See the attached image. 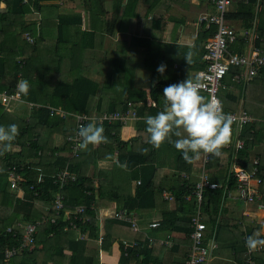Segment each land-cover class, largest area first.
I'll list each match as a JSON object with an SVG mask.
<instances>
[{"label":"trees","instance_id":"1","mask_svg":"<svg viewBox=\"0 0 264 264\" xmlns=\"http://www.w3.org/2000/svg\"><path fill=\"white\" fill-rule=\"evenodd\" d=\"M34 1L33 7L37 8L43 0ZM1 3H4L5 6L1 7ZM135 3L136 0H129L126 8L132 7L133 10ZM27 4H23L22 0H0V92H13L17 89L16 83L20 78L28 80L31 74L34 71L37 72L38 69L34 58L35 48L33 49L36 43H27L22 36L24 31H29L31 36L32 34L35 35L37 33L36 25L29 24L25 27L16 28L19 18L28 13L32 7V4ZM226 18L231 25L237 23L241 28H249L256 21L258 38L255 40V44L262 46L264 41V0L235 1L230 5ZM39 26L41 29V25ZM202 28L205 27L202 26ZM214 29L215 26L211 25L209 28L199 31L193 49L196 52L193 58L194 62L188 67L183 62L187 63L184 56L189 48L187 46L185 47L186 51L181 50L180 69L183 70L185 67L187 72L193 68L197 71L204 69V44ZM86 34L91 35L92 32L86 31ZM140 40V37H134L135 43L133 45L141 46ZM245 43L243 36H237L235 41L229 45V51L242 53ZM84 49H91V46H84ZM242 69L243 66H230L222 78L218 98L225 113L237 109L236 100L234 102L225 90V84L229 82L235 84V87L242 88L245 103H247L246 99L250 95L258 99L264 97V81L259 83L260 78L246 82L244 86H242V82H234V75L240 74ZM116 71L117 74H121L119 68ZM260 72H262L261 77L264 78V66ZM182 77L183 74L180 75V79L174 81L181 82ZM185 79H190L187 73ZM169 84H172L169 80L155 82L151 85L148 93L130 83L125 82V84L120 85L121 97H113L109 112L124 111L127 108L126 102L134 103L138 118L131 120L134 122L135 134L129 140L120 138L121 129L126 124L107 120L98 124L103 126L104 135L107 134L108 140L113 142L114 149L117 150L116 159L121 163L127 162V170L118 168L116 171L115 179L117 180H114V177L112 178L104 170L97 175L99 179H95L94 168H89L91 163L86 162V156L81 154L70 158V154L68 155L70 144L65 138L66 142L52 153L57 152V155L51 168L52 173L58 168H67L74 176L73 180L68 179L62 190H59L58 185L52 182L50 175L45 176L42 182H37L36 178L42 172H38V168H32L31 164L39 154L42 155L48 151L50 153L54 149L53 145L47 146L48 140L45 141L47 138L43 136L47 130L52 128L53 133L59 131L64 136L69 134L62 126L63 119L61 116L51 114L50 107H60L63 110L85 113L89 111V105H94L97 102L96 96L100 90L99 83L83 74L74 76L68 82H57L54 93L51 95L52 99L50 98V106L37 102L33 104L32 115L35 116L34 119L24 117L8 120L6 118L13 114L12 110L8 111L0 104V125L7 127L10 124H17L19 126L20 134L12 144H18L23 149L20 153L15 154L8 151L0 156V159H5L0 164L2 170L0 173V264H46L53 257L55 251L59 250L62 253L63 249H68L71 252L67 264H94L96 249L92 252L86 246V242L89 238L97 239L99 237V208L104 204L110 206V203L115 205L116 210L124 209L127 212L138 213L139 211L154 209L159 199L162 205V213L159 225L154 232L182 231L185 233V237L182 239L183 246H188L190 241V239L188 241V236L192 230L191 217L196 212L198 202L196 196L192 194L195 176L191 175L184 178L181 173L192 174L193 162H185L181 153L175 149L174 144L170 141H166L159 149H154L148 143L149 134L146 132L144 121L147 116H154L161 111L158 107L163 108V89ZM251 91L252 93L249 94ZM29 93L30 89L26 96H21L26 100L25 102L31 101L28 99ZM205 94L201 91V95L204 96ZM148 97L153 98L157 102V106H147ZM138 103L140 104L137 105ZM243 106L246 105L243 103ZM232 130L235 131L232 142L221 150L220 156L210 155L206 164L210 181L216 182L218 185L216 188H205L200 202L207 225L204 243L207 242V238L213 232L216 231L218 234L222 227H226L228 230L227 241H229L228 245L234 259L233 264L242 263L248 258H252L254 264H264V249L248 254L245 246L247 236L259 233L260 238H264L261 225L245 220L244 217L221 216L227 190L234 192L237 186L232 172V162L244 167L247 171L256 168V175L262 179L261 183H263L264 122L251 121L244 124L240 129L232 125ZM176 139L175 136L171 137V141ZM238 139L243 141L241 148L235 146ZM143 149H148V152L145 154ZM108 152L111 154L113 148ZM9 166L10 168L16 166L18 172L21 173L23 179L20 181V185L24 190L25 199L16 198L17 192L9 189L5 173ZM163 166L174 168L175 173L165 172L159 177L158 169ZM31 186L32 188H30ZM59 191L64 195L65 206L64 209L57 211L53 206L52 199ZM162 191H166L173 197V201H171L174 203L173 209H169V201L162 198ZM261 194L262 200H264L263 188H261ZM254 204L257 206L256 202ZM76 205H83L84 210L77 215L80 219L74 220ZM42 215L52 217L55 221L48 220L40 224L37 233L34 234V242L28 244V248L20 250L9 262H4V248L17 244V239L21 238L23 234V229H16L17 234L13 237L12 232L7 231V228L13 227L17 221H36ZM134 219L140 220L135 214ZM70 222H74L76 228H71ZM107 223L108 225L121 226L130 233L139 232L133 230L131 223L116 218H110ZM78 233H83L84 237L78 238ZM125 236L123 235V237ZM149 238L145 234H138L136 238L128 239L129 243L134 244L127 248L126 253L122 250L121 259L126 261L129 258L136 259L140 256L147 258L154 244ZM112 241L113 236L106 231L102 234L99 249L108 248ZM91 252L93 254H90ZM60 255L58 254V256ZM214 262L212 261L210 264H216Z\"/></svg>","mask_w":264,"mask_h":264},{"label":"crops","instance_id":"2","mask_svg":"<svg viewBox=\"0 0 264 264\" xmlns=\"http://www.w3.org/2000/svg\"><path fill=\"white\" fill-rule=\"evenodd\" d=\"M128 1L129 0H60L56 3L52 0H44L40 2L37 8L33 7V2L35 1L28 3L32 4V7L30 6V11L21 16L16 24V28L35 24L37 30V33L35 35L32 34V36L34 37V44L36 43L33 49L35 48L34 58L38 69L37 72L34 71L27 80L30 85L28 99L31 101H28L29 108L25 116L26 118H35V116L32 115L34 103L51 105L50 98L54 93L57 82H68L72 80L74 76L80 74L97 81L100 85V90L96 96L97 102L94 105H89V111L85 112V114L98 116L103 112L110 111L113 97H121V92L119 90L120 85L125 84V82L128 83V68H130L128 67L130 62L128 57L134 56L136 53H139V51L141 55L144 54L143 66L146 61L145 68H148L152 74L158 75L157 77L155 75L150 77V80H148L149 84L146 87L133 85L144 90L146 93L150 91L151 85L155 82L169 80L171 83H177L178 80H174L180 79V75L183 74L181 79L182 82L184 81L186 73L190 76V79L194 77L197 71L196 69H190L189 72L186 71L187 68L185 67L183 70L180 69V60L182 56L180 52L181 50L186 51L187 49H185V47L188 46L189 48V45L195 44L200 30L207 29L203 24H198L196 21L197 16L204 11L215 12L214 9L200 0H136L132 10V7L126 8ZM22 3L26 4L23 0ZM42 3H45V6H47L50 12L55 11V14L48 17V22L42 20V23H38L41 18L40 11L42 12L43 8ZM3 6H5L4 3H1V7ZM151 9L153 11H150ZM225 19L227 23L231 25L226 15ZM39 25H41V29ZM202 26L205 28H202ZM231 26L236 30V37L243 36L245 38L246 43L245 47L242 48V52H246L249 48L252 36L256 33V21H254L249 28H241L237 23H232ZM86 31H91L92 34H86ZM26 32L29 31H24L22 33L25 41ZM244 32H249L248 38L245 37ZM134 37H140L141 46L133 45V43H135ZM260 40L263 41L262 38H260ZM58 44L61 45V48L57 46ZM87 45L91 46V49H84V46ZM127 54L129 56H127ZM152 58L156 60L153 65ZM161 64L166 65L163 74L157 72V67ZM183 64L188 67L187 63L183 62ZM100 68H103L101 73ZM118 68L121 74H117L118 72L116 70ZM239 73L243 74L244 68ZM261 76L262 72H259L254 79H258ZM21 79L22 78H20L19 81ZM18 82L16 83L17 85ZM129 82L130 84L132 83L130 80ZM242 86H244V84H242ZM225 90L231 99L237 102V109L230 111L243 109L253 116V121L257 120L259 122H264V97L258 99L250 95L246 99L247 103H245L241 87H235V84L229 82L225 84ZM251 93L252 91L249 94ZM204 96L206 97V94ZM25 101L26 100L21 97V100L12 102L7 106L0 104L4 108H7L8 111L13 110V113L17 108L15 105L12 107H10V105L14 103H23ZM243 103L246 106H243ZM158 108L160 110L163 109L162 107ZM64 111L66 115L61 117L63 119L62 126L64 130L67 131V134H69L64 136V134L59 131H55L57 133L49 135L50 131L53 129L47 130L43 136L47 138L45 141L48 140L52 143L54 149L47 156L39 154L38 157L31 162L32 168H38V172H42L44 177L51 176L54 173L51 172L53 171L51 169L53 161L57 155V152L52 154L54 150L68 141H65V138L67 139V137L73 136L75 133L74 116H68L70 114L81 113L66 109H64ZM10 115L11 116L6 119L12 120L14 118H20L17 115ZM133 124V121H128L127 124L122 127L120 133V138L122 140H129L135 134V127ZM105 136L107 137V134H105ZM108 141V143H102L98 146L89 145V150H81L79 154L86 156V162L91 163H89V168H94V174L96 175L95 179H97V175L104 170L112 178L114 177V180H117L115 179L116 171L120 168L115 163L117 150L114 149L113 142L110 140ZM112 148L113 152L110 154L108 151ZM71 150L70 145L68 155H71ZM21 151H23V149L20 145L12 144L11 153L16 154ZM109 157H113L114 159H109ZM4 160L5 159H0V164L3 163ZM199 160L193 161L192 168L194 174L197 173L198 168H200ZM69 161L70 159L68 162ZM13 167L16 168V166ZM8 168H6L5 171L7 180ZM113 168L116 170H113ZM158 170L160 172L159 177L165 172L175 173V169L170 166H163ZM1 171L0 169V173ZM16 192V198L20 199V192L18 190H16ZM112 205L113 203H110V206L104 204L99 208L100 231L102 234L107 231L113 236V241L109 247L99 249L100 245L97 239L89 238L86 242V246L88 249H91L92 252L96 249L94 264H185V256L190 251L189 236L188 246H183L182 239L185 237L184 232L173 230L168 232H154L157 227L152 228L148 226L150 222H159L161 219L162 205L159 199L154 209L143 210L138 213L132 212L133 215L135 214L136 217L140 219L136 221L138 233H130L121 226L108 225L107 221L110 218H107L104 213L107 211L111 213L110 210L113 208ZM168 207L169 209H173L174 203L169 202ZM262 212H264V209L257 208L254 203L245 206L236 201H225L223 202L221 216L244 217L245 220H250L254 224L258 223L263 225L264 219L260 220V218L257 217V215L262 214ZM138 234H145L147 237L153 238L151 242L154 243L152 245L153 249L149 256L147 258L140 256L136 259L129 258L126 261L122 260L121 253L123 249L121 247V241L125 240L128 242L136 238ZM123 235L126 236L123 237ZM227 238L228 230L226 227H222L218 234L216 231L213 232L212 235L207 238L206 243L210 248V257L204 264H210L212 261H215L214 263L216 264H233L234 259ZM162 240H166L168 243L163 244L161 243ZM132 244L134 243H129L130 246ZM92 252L90 254H93ZM58 254L61 255L58 256ZM70 254L71 252L68 249H63L62 253L57 250L53 253L52 258L49 257L50 259L46 264H67Z\"/></svg>","mask_w":264,"mask_h":264},{"label":"built area","instance_id":"3","mask_svg":"<svg viewBox=\"0 0 264 264\" xmlns=\"http://www.w3.org/2000/svg\"><path fill=\"white\" fill-rule=\"evenodd\" d=\"M34 0H23L24 3H29ZM201 2L206 3L211 6L215 12L204 11L197 16L198 24H203L206 28H209L211 25L215 26L214 32L210 35L204 44V54L203 59L205 61L204 69L196 71L194 77L191 80H198L201 84V91L207 94L209 99H219L218 91L219 87L222 84V78L229 70L230 66H243L244 73L236 74L233 77V80L240 82L245 80L250 82L254 79L260 72L261 68L264 66V41L263 46H258L255 44V40L258 38L257 34L251 38L249 48L246 52L235 53L229 51V45L236 39V30L227 23L225 19L226 12L228 11L229 6L235 1L247 2L248 0H200ZM245 37L248 38L249 32H244ZM25 39L28 43L32 44L34 38L28 33H25ZM21 100V95L18 92V89L14 90L11 93L6 91L0 92V103L4 106H7L10 102ZM127 108L124 111H115V112H103L98 116L87 115L85 113L79 114H70L68 117L74 116L75 124V133L73 136L67 137V140L71 145V155L70 158L78 156L81 150L78 149L77 145L79 143L78 129L81 125H86L88 121L102 123L104 120L107 121H119L122 124H127L128 121L138 118L137 110L135 109L134 103L131 101L126 102ZM138 103L137 105H139ZM147 106L155 107L157 102L151 98H147ZM51 114H57L65 116V111L61 108L50 107ZM234 118L233 126H236L240 129L244 124L249 123L254 120L246 110L240 109L237 111L227 112ZM243 141L238 139L235 143L237 148H241ZM210 155L205 156L201 154V160L199 163L200 171L195 175V183L192 194L197 198V209L195 214L191 217V232L189 234L190 245L189 253L185 260V264H204L209 260L210 257V248L207 243H204L205 232L207 230V225L204 219L203 211L200 206L202 200V194L205 188H216L217 183L210 181L208 173L206 170V164L208 163ZM8 181L10 187L17 189L20 192L21 198L24 197V190L20 187V181L23 179L21 173L18 172L17 168L9 167L8 168ZM232 172L233 176L236 179V190H227L225 196L227 198L236 199L244 202L245 204L257 203L259 208H264V200L261 198V194L258 190V186L261 183L262 179L256 175V168H253L251 171H247L244 167L237 165L235 162L232 163ZM181 176L184 178L188 177V174L185 172L181 173ZM52 182L58 185L59 190H62L68 179H74V176L69 172L67 168L57 169L51 176ZM43 174L39 173L36 180L37 182L43 181ZM139 183V181H138ZM32 188V186L30 187ZM36 194V193H35ZM162 198L169 202L173 201V197L166 191H162ZM260 200V201H258ZM53 206L55 210L59 211L64 209V195L62 192H57L52 199ZM84 210L83 205H76L74 211V220L80 219L77 217L79 213H82ZM113 217L131 223L133 230L138 231V226L134 215L132 212H127L124 209L115 210ZM50 220L54 222V218H49L46 215H42L36 221H17L13 227H8L7 231L12 232V236H16V229H23V234L21 238L17 239V244L10 247H6L3 250V260L4 262H9V260L15 256L20 250L28 248V244L34 242V234L38 231V226L40 224ZM71 228H76L74 222L69 223ZM149 227L156 228L159 225V222L152 221L149 224ZM83 233H78V238H83ZM150 241H153V238H149ZM169 240V239H168ZM98 244L102 242V233L100 231L99 237L97 238ZM161 243L167 244L168 241L162 240ZM129 243L125 240L122 241V249L125 251L129 247ZM247 253L250 252L247 249ZM236 264H254L252 258H248L242 263Z\"/></svg>","mask_w":264,"mask_h":264},{"label":"clouds","instance_id":"4","mask_svg":"<svg viewBox=\"0 0 264 264\" xmlns=\"http://www.w3.org/2000/svg\"><path fill=\"white\" fill-rule=\"evenodd\" d=\"M194 48V44L189 45V50L184 56L188 65L194 62ZM165 69L166 65L161 64L157 67V72L163 74ZM29 88L27 80L21 79L18 82L17 89L21 96H26ZM162 97L163 109L154 116L144 118L146 132L149 134L148 143L154 149H159L166 141H170L185 162L192 163L199 160L202 153L205 156H220L221 150L232 142L234 118L223 111L219 99H209L201 95V84L198 80L185 79L169 84L163 89ZM19 134L17 124L7 127L0 125V156L11 150L12 142ZM77 134L80 138L77 145L79 150L87 151L89 145L98 146L109 142L104 135L103 126L96 122L81 125ZM172 136L177 139L171 141ZM142 151L146 154L148 149ZM115 163L127 170L126 161L121 163L115 159ZM197 173L187 174L189 177ZM245 246L250 253L264 249V238H260L259 233L247 236Z\"/></svg>","mask_w":264,"mask_h":264},{"label":"rangeland","instance_id":"5","mask_svg":"<svg viewBox=\"0 0 264 264\" xmlns=\"http://www.w3.org/2000/svg\"><path fill=\"white\" fill-rule=\"evenodd\" d=\"M44 1V0H43ZM52 1H55L56 3L60 0H52ZM42 12L40 11V15H41V18L40 20L38 21V23H42V20L45 21V22H48V17L49 16H53L55 14V11H51L48 10L47 6H45V3H42ZM150 11H153L152 9ZM51 14V15H50ZM58 47L61 48V45L58 44L57 45ZM136 53V52H135ZM140 53V54H139ZM139 53H136L134 56H130L128 57V59H130V62H129V66L130 68H128V74H129V77L127 78V82H129V80L132 82L131 84L132 85H137L138 87H146L148 86L149 84V81L150 80V77L152 76H158L156 74H152V72L148 69V68H145V65H146V61H145V64L143 66V63H144V60H143V57H144V54L141 55V52L139 51ZM125 56V55H124ZM127 56H129L127 54ZM154 62H156L155 58H152V65L154 64ZM151 65V66H152ZM103 71V68L101 69L100 68V73ZM126 76H127V73H126ZM125 78V77H124ZM123 78V79H124ZM264 81V78L263 77H260L259 79V83H262ZM240 82H242V84L245 85L246 81L245 80H241ZM15 102V101H13ZM12 102H10L9 104H11ZM17 108L16 111L13 112L12 115H17L19 116L20 118H24L27 114V111H28V108H29V105H28V102H23V103H14L12 105H10V107L14 106ZM21 109V110H20ZM13 111V110H12ZM129 124V123H128ZM235 131H233V134H232V137H234V134ZM53 134L52 131H50L49 135ZM52 143L50 141H48V144L47 146H51ZM49 154V151L48 152H45L43 153L42 156H47ZM233 163V162H232ZM113 170H116L113 168ZM9 184V182H8ZM20 185V184H19ZM0 186H1V183H0ZM21 187V185H20ZM22 188V187H21ZM261 188H263L264 190V178H263V183H260L259 186H258V190L259 192H261ZM9 189L12 190V191H16L17 189H13L10 187V184H9ZM227 197L225 196V199ZM225 199H224V202H225ZM226 201H229V198H227ZM231 201L233 202H239L245 206H247V204H245L244 202L242 201H239V200H236V199H231ZM113 208H111V213H108L109 211H107L106 213H104V215L107 217V218H114L113 217V213L115 212L116 210V207L115 205H112ZM259 208V207H258ZM261 209H264V208H261ZM257 217L260 218V220H263L264 219V212H262V214H259L257 215ZM250 221V220H249ZM263 226V227H262ZM261 230L262 232H264V223L263 225H261Z\"/></svg>","mask_w":264,"mask_h":264}]
</instances>
